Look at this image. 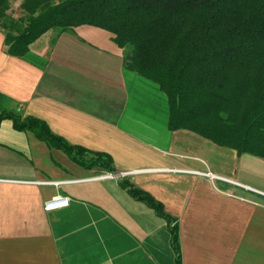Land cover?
Here are the masks:
<instances>
[{
    "label": "crops",
    "instance_id": "1",
    "mask_svg": "<svg viewBox=\"0 0 264 264\" xmlns=\"http://www.w3.org/2000/svg\"><path fill=\"white\" fill-rule=\"evenodd\" d=\"M81 27L39 38L23 56L8 54L0 30V113L45 120L69 143L109 153L115 172L3 120L0 264H176L168 220L121 178L176 219L182 264H264V157L170 129L159 83ZM58 194L69 205L46 210Z\"/></svg>",
    "mask_w": 264,
    "mask_h": 264
},
{
    "label": "trees",
    "instance_id": "2",
    "mask_svg": "<svg viewBox=\"0 0 264 264\" xmlns=\"http://www.w3.org/2000/svg\"><path fill=\"white\" fill-rule=\"evenodd\" d=\"M15 1V0H14ZM0 0L7 52L23 56L52 30L95 26L124 50V65L159 83L170 104L169 127L194 131L238 153L264 157V0ZM86 168L114 173L107 152L69 143L33 115L0 113ZM94 153L90 159L86 154ZM121 185L168 220L176 264H182L179 228L162 202Z\"/></svg>",
    "mask_w": 264,
    "mask_h": 264
},
{
    "label": "rangeland",
    "instance_id": "3",
    "mask_svg": "<svg viewBox=\"0 0 264 264\" xmlns=\"http://www.w3.org/2000/svg\"><path fill=\"white\" fill-rule=\"evenodd\" d=\"M20 2L21 1H14L13 0V3H12V7H11V10H10V13L13 15V17L14 18H19L20 17V15H22V11L20 10ZM82 29L83 27H78L76 30H78V29ZM0 30H1V28H0ZM92 30H95L97 33H98V35L95 37V36H93L92 38L93 39H95V40H97L99 43H101L102 44V42H100L99 40H102V39H105L104 41H107V39H109V37L112 39V34L109 32V31H107V30H105V29H102V28H97V27H92ZM3 31V30H2ZM59 30H52V31H48L47 33H45V35L43 36H41L40 37V39H39V41L40 40H42V39H44V40H46V39H48L49 38V42H51V41H55L56 40V38L58 37V35H59ZM107 38V39H106ZM99 39V40H98ZM113 40V39H112ZM44 42H46L47 43V40L46 41H44ZM122 51H123V53H127V51H128V49H125L124 48V50L122 49ZM11 112H13V111H11ZM15 113V112H14ZM17 114V113H16ZM22 116V115H21ZM24 117V116H23ZM30 132V131H29ZM59 152H62V151H59ZM94 156V153H90V152H88L87 154H86V159H90L91 157H93ZM103 169V168H102ZM105 170V169H104ZM106 175H111V173H107ZM121 179H125V178H121Z\"/></svg>",
    "mask_w": 264,
    "mask_h": 264
},
{
    "label": "built area",
    "instance_id": "4",
    "mask_svg": "<svg viewBox=\"0 0 264 264\" xmlns=\"http://www.w3.org/2000/svg\"><path fill=\"white\" fill-rule=\"evenodd\" d=\"M211 177H214V175L212 173H210ZM107 176H112L111 175H107ZM69 205V198L67 196H64L62 194H58L55 195L54 197H52L51 199L47 200L44 204V208L46 210H56L59 208H63Z\"/></svg>",
    "mask_w": 264,
    "mask_h": 264
},
{
    "label": "water",
    "instance_id": "5",
    "mask_svg": "<svg viewBox=\"0 0 264 264\" xmlns=\"http://www.w3.org/2000/svg\"><path fill=\"white\" fill-rule=\"evenodd\" d=\"M117 175V174H116Z\"/></svg>",
    "mask_w": 264,
    "mask_h": 264
}]
</instances>
